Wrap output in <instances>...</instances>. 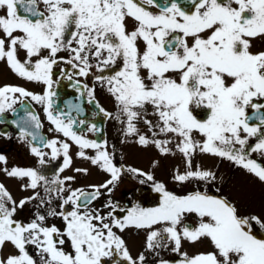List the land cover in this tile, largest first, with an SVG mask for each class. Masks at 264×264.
Segmentation results:
<instances>
[{
    "label": "snow or ice",
    "instance_id": "6c2138e0",
    "mask_svg": "<svg viewBox=\"0 0 264 264\" xmlns=\"http://www.w3.org/2000/svg\"><path fill=\"white\" fill-rule=\"evenodd\" d=\"M0 62L40 86L0 84V123L16 127L38 164L62 158L49 179L36 166H9L0 152V171L31 190L17 198L0 182V264H170L161 256L168 248L179 254L174 264H264V0H0ZM89 73L106 87L114 112L100 104L95 85L74 80ZM58 77L78 93L63 108L54 107ZM28 98L42 106L50 138L38 131L43 122ZM85 100L93 117L119 121L124 139L179 153L182 167L170 178L183 190L129 164L127 172L151 181L159 201L114 200L125 166L107 138L84 134L102 131L88 119ZM74 157L106 178L73 186L76 175L59 173ZM210 157L229 161L251 189L259 187L260 211H242L239 200L221 194L225 176L218 163H204ZM160 163L152 159L151 167ZM29 203L33 213L18 215ZM129 228L145 235L135 255L122 234ZM186 241L207 247L190 254L182 250Z\"/></svg>",
    "mask_w": 264,
    "mask_h": 264
},
{
    "label": "rangeland",
    "instance_id": "374dc122",
    "mask_svg": "<svg viewBox=\"0 0 264 264\" xmlns=\"http://www.w3.org/2000/svg\"><path fill=\"white\" fill-rule=\"evenodd\" d=\"M95 69H93V73ZM89 73L91 79L95 83V87L97 90V95L99 101L102 105L107 109H114L113 99L111 95L107 92L106 87L102 86L99 81L95 80L94 74ZM9 82V83H17L22 86L28 87L29 89H33L36 91L40 90V86L35 82L27 81L26 79L18 77L16 74L11 72L7 66L0 62V84ZM202 114V113H201ZM109 128L112 131V143L116 146L117 153L114 156L115 161L119 165L125 166V171L122 173L123 183L120 185L119 195L128 192L130 188L137 187L138 189H147L150 188L151 181L143 184L141 182L144 178H138L132 173L127 172L126 166L131 164L135 167H141L148 171H153L158 179L164 180L170 188H173L177 191H182V188L176 186V184L171 180V171L176 165H180L182 167V157L179 153L172 154H161L154 146L142 147L138 145L136 140L133 137H128L127 139L123 138V125L114 120L112 123L110 122ZM141 129L146 131V128L141 125ZM1 136V135H0ZM6 140H2L0 138V147L5 144ZM76 146H73L75 150ZM92 151V150H89ZM109 151H113V147L109 148ZM115 152V151H114ZM12 155H8L10 158ZM152 159H159L161 161L159 167L152 168L151 161ZM204 163L207 165L219 164L220 174L225 176V182L222 188L221 194L229 195L230 198L235 197L242 204V211H260V195H259V187L257 186L255 189H251L244 182V173L242 170L238 168H234L233 165L227 160H221L218 157H210L205 158ZM75 167H89L90 173L85 175L83 173H75L72 171V168ZM59 167L54 164L53 172L58 173ZM64 174H72L77 176V180L73 186L80 185H88L92 183H100L106 178V173L102 170L98 169L96 166L91 165L90 162L85 161L79 157H74L73 165L66 169L62 175ZM126 179V180H124ZM126 181V182H125ZM154 192V197L149 199L148 206H153L155 203L159 201V194L154 190L150 189ZM210 191H214V187L210 186ZM191 219V218H190ZM264 238V232L260 233ZM125 239L128 241L129 246L132 249L133 254L135 255L138 251L144 250L143 243L145 239V235L143 231H137L135 229L127 230L124 233ZM207 247V244H197L194 242H185L182 250H187L190 254L195 253L197 250H203ZM161 256L163 258L172 260L179 257L178 253L172 252L170 248L164 249L161 252ZM154 257L149 255V259H153ZM180 258V257H179Z\"/></svg>",
    "mask_w": 264,
    "mask_h": 264
},
{
    "label": "flooded vegetation",
    "instance_id": "af4514ba",
    "mask_svg": "<svg viewBox=\"0 0 264 264\" xmlns=\"http://www.w3.org/2000/svg\"><path fill=\"white\" fill-rule=\"evenodd\" d=\"M259 43L260 42H257V46H259ZM58 71L59 70L57 69V72ZM88 78H90L89 75H88V77H74V80L75 79H81V80L85 81ZM58 79L60 80L59 84L54 85V89L58 93V95L53 98L55 101L54 107H56V105L58 104L61 108H63L64 107V101L69 99V97H70V92H73L77 97H78V93H77L75 88L70 89L67 87V85L72 83V82H70L66 77L65 78H59L58 77ZM96 95H97V90H96ZM97 97H98V95H97ZM28 100L39 111L41 118H42V122H43V133H45L47 135V137L50 138L55 133L49 131V129L52 127V125L46 119V116L42 111V106L37 104L34 101H31V98H28ZM18 104H19V102H18ZM84 106L88 109V113H87L88 119L94 120L97 123V125L100 122H102L104 119H106V120H104V121H106L105 122L106 123V125H105V131H106L105 133L106 134H105L104 138H107V140L109 141L108 147H112L113 146V143H112L113 137H112V131L109 128V124H110V122L112 123L115 119H113L111 117H108V119H107L103 113H99L97 116L93 117L91 115L92 111L94 110L93 104L88 103L87 100L84 101ZM109 110L114 112V109H109ZM7 116L9 118H11V116H12L11 112H8ZM5 129L13 133L11 138L4 137L3 135L0 136V138L2 140H6L5 144L2 147H0V152H3L7 156L12 155L10 158L8 157V165L9 166H11V165L36 166V167L40 168L43 171V173L49 179L54 178V175L57 174V173L53 172L54 164L57 165L58 167H60V165L62 164V158L53 159L50 156H46V158H45L46 163H44L43 165L38 164L37 158L29 151L28 145L25 144L24 142L20 141L18 139V137L16 136L15 133L18 131L16 129V127H14L11 124L0 123V130H5ZM84 134L89 136L90 138H93V139H96V136H97V132L94 133V132L86 131ZM42 150L49 151L48 149H42ZM116 154H117V152H114V156ZM2 167H3V163L0 162V168H2ZM59 174L62 175V173H59ZM124 180H126V179H124ZM0 182H4L5 185L11 190V192L17 198H20V197L25 196V195H29L31 192L30 189L21 188L19 181H17L14 178L7 177L3 171H0ZM123 182H124L123 179H121V181L118 183L117 187L115 188V190L112 194V197L114 200H117L121 203H128V204L139 202V203L143 204L144 206H148V204H149L148 190H150V189H148V188L147 189H143V188L138 189L137 187H132V188L128 189L129 190L128 192H124V193L119 195L118 193L120 191V185H122ZM147 182L148 181L144 182L143 184H145ZM58 203H59V201H56V200L53 201L54 206L58 205ZM39 207H40V210L43 211L45 206L40 205ZM34 210H35L34 205L29 203L26 205L23 213H18V215H23L25 218H27L33 213ZM48 220H49V223H57L58 225L62 224V221L59 217H49ZM129 229H134V228H129ZM129 229H126L124 231V233ZM124 233H122V234L124 235Z\"/></svg>",
    "mask_w": 264,
    "mask_h": 264
},
{
    "label": "water",
    "instance_id": "95a60500",
    "mask_svg": "<svg viewBox=\"0 0 264 264\" xmlns=\"http://www.w3.org/2000/svg\"><path fill=\"white\" fill-rule=\"evenodd\" d=\"M25 103L31 110H34L36 112V110L34 109V107L31 104H29L27 101ZM172 264H174V263H172Z\"/></svg>",
    "mask_w": 264,
    "mask_h": 264
}]
</instances>
